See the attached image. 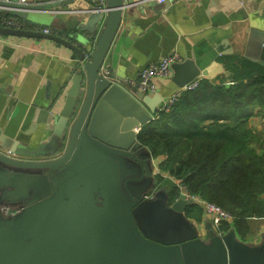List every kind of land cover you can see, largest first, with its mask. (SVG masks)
<instances>
[{
	"label": "water",
	"instance_id": "water-1",
	"mask_svg": "<svg viewBox=\"0 0 264 264\" xmlns=\"http://www.w3.org/2000/svg\"><path fill=\"white\" fill-rule=\"evenodd\" d=\"M68 1L74 0L50 10L61 32L0 25L2 36L59 43L70 51L74 72L62 107L53 112L58 96L32 124H45L46 140L20 147L0 127V264H264V228L258 240L245 241L234 227L220 234L211 222L189 218L186 208L195 200L182 191L173 200L162 188L146 195L157 181L150 168L159 163L138 133L162 98L129 90L102 70L130 2L62 7ZM0 7L27 21L46 10L6 0ZM249 48L245 56L264 66V29ZM172 69L180 87L201 74L192 58ZM211 69L202 73L224 72L231 84L233 72Z\"/></svg>",
	"mask_w": 264,
	"mask_h": 264
},
{
	"label": "crops",
	"instance_id": "crops-1",
	"mask_svg": "<svg viewBox=\"0 0 264 264\" xmlns=\"http://www.w3.org/2000/svg\"><path fill=\"white\" fill-rule=\"evenodd\" d=\"M27 1L30 4H44L46 10L38 13L48 14L52 19L50 23L46 18L37 21L31 20L32 16H29L28 22L34 24V28L48 27L53 31H62L61 21L51 11L57 8L59 2L67 0ZM16 2L19 3V0ZM89 2L68 1L62 7L72 8ZM126 2L130 4L125 9L103 64L122 80L136 77L141 69L169 53L178 56L175 62L192 58L201 69V74L196 78L216 80L225 76L228 80L224 72L205 75L202 71L210 67L218 69L221 65L226 69L222 58L247 54L251 49L249 41L253 34L264 29V0ZM0 13H11L24 19L16 16L13 9L4 8ZM252 53L254 55L253 49ZM70 54L69 50L52 40L0 35V127L7 136L19 140L20 147L24 143L35 147L48 138L50 132L44 129L43 122H39L35 129L32 124L58 96L53 112L64 104L74 73ZM173 74L172 69L170 78L159 77L154 80L156 93L162 100L182 88L172 80ZM123 85L133 88L124 82ZM49 112L51 114V110ZM255 112H258V108ZM252 118L259 119L258 116ZM256 126L261 128L263 124L260 122ZM159 164L158 169L150 168L154 176L162 172ZM257 222L262 230L264 220ZM257 234L256 231L254 235Z\"/></svg>",
	"mask_w": 264,
	"mask_h": 264
},
{
	"label": "trees",
	"instance_id": "trees-1",
	"mask_svg": "<svg viewBox=\"0 0 264 264\" xmlns=\"http://www.w3.org/2000/svg\"><path fill=\"white\" fill-rule=\"evenodd\" d=\"M222 62L233 72L230 85L225 76L204 77L197 87L181 91L169 110L158 108L138 139L160 159L157 179L169 184L170 199L183 186L216 203L232 215L217 231L234 227L248 240L257 231L254 222L264 220V130L249 125L254 114L264 118V66L245 55L227 56ZM186 214L201 222L204 211L194 203Z\"/></svg>",
	"mask_w": 264,
	"mask_h": 264
},
{
	"label": "built area",
	"instance_id": "built-area-1",
	"mask_svg": "<svg viewBox=\"0 0 264 264\" xmlns=\"http://www.w3.org/2000/svg\"><path fill=\"white\" fill-rule=\"evenodd\" d=\"M9 1V0H6ZM99 3L103 2L104 0H97ZM145 1V0H144ZM157 1H164V0H157ZM21 3H29L27 0H20ZM17 20L10 17H5L0 15V25L4 26H11V27H22L19 25ZM43 32H51L52 30L48 27L43 28ZM174 59V55L166 56L162 59H158L157 61L151 62L146 67H144L139 75V82H138V88L140 90H154L155 83L153 81V76L160 75L163 78H168L171 71V62ZM132 83H136L135 81H132ZM193 85V84H191ZM177 98L175 96H168L165 109H170L171 106L175 103ZM2 150V149H1ZM4 150V151H3ZM3 152L8 155H14L9 149H4ZM188 197H191L196 202L199 200L203 202L204 205V214H203V220L200 223V225H204L207 221L211 222L213 224V227L217 230L219 224L223 220L230 221L232 219V215L224 210L221 206L217 205L214 202L208 201L206 199H203L196 195H191L188 193ZM222 234L223 232H219ZM203 234V233H202Z\"/></svg>",
	"mask_w": 264,
	"mask_h": 264
},
{
	"label": "bare ground",
	"instance_id": "bare-ground-1",
	"mask_svg": "<svg viewBox=\"0 0 264 264\" xmlns=\"http://www.w3.org/2000/svg\"><path fill=\"white\" fill-rule=\"evenodd\" d=\"M9 1H13V2H16V0H9ZM141 1H144V0H141ZM145 1H147V0H145ZM152 1H156V2H158V3H163V2H166V1H168V0H164V1H157V0H152ZM18 2V1H17ZM19 3H21L20 2V0H19ZM105 3H106V1L104 0L103 2H101L100 3V8L102 9V7H104L105 6ZM0 10H1V7H0ZM0 15L1 16H5V15H3V14H1L0 13ZM5 17H8V16H5ZM10 18H14V19H16L17 21V23L19 24V25H21L22 27H14V28H29V27H27V25L24 23V22H22V21H20V20H18L17 19V17H11V16H9ZM20 19V18H19ZM25 20V19H24ZM9 27H11V26H9ZM32 29H36V28H32ZM40 30H43V29H40ZM52 32V31H51ZM47 33H49V32H47ZM170 55H174V59H173V61L171 62V65L178 59V56L175 54V53H169V54H165V55H163L162 57H160L159 59H162V58H164V57H166V56H170ZM157 61V60H156ZM152 62H154V61H152ZM104 64V63H103ZM171 68H172V66H171ZM102 70L104 71V73H106L108 76H111L112 77V74H115V73H113L112 71H111V69L110 68H107V67H104V66H102ZM142 70V69H141ZM141 70L139 71V73L137 74V76L136 77H134V78H125L124 80H121V83H122V85H123V82L124 83H126V84H128L129 86H131V87H133V88H128L129 90H132V89H134V88H138L139 86H138V82H139V75H140V72H141ZM171 73H172V69H171V71H170V75L168 76V78H170V76H171ZM159 77H162V76H160V75H155V76H153V81L155 80V78H159ZM122 79V78H121ZM132 81H135L136 83H132ZM200 81H201V79L200 78H195L193 81H191V82H188L187 84H185L184 86H182V88H181V90L180 91H177V92H175V93H173L172 95H170V96H175L176 98H178V96L180 95V93H181V91H183V90H187V89H193V88H195V87H197L198 85H199V83H200ZM154 83H155V81H154ZM191 84H193V85H191ZM124 86V85H123ZM125 87V86H124ZM127 88V87H126ZM139 89V88H138ZM140 90V89H139ZM140 91H142V92H144V93H146V94H149V95H155V94H157L156 92H157V85H156V83H155V88H154V90H140ZM159 95V94H158ZM160 96V95H159ZM161 97V96H160ZM168 98V97H167ZM167 98H166V100H162L161 99V101H160V103L162 104V106L160 105V106H158V108H161V109H165L164 107H165V104H166V101H167ZM167 110V109H166ZM169 110V109H168ZM141 129V128H140ZM181 188V191L182 192H184V193H186L187 194V197H188V191L183 187V186H181L180 187ZM180 191V192H181ZM190 194V193H189ZM192 195V194H191ZM188 198H190V199H192L191 197H188ZM194 200V199H193ZM195 204H197L199 207H201L202 209H203V211H205V209H204V205H203V202L202 201H198V202H196L195 201Z\"/></svg>",
	"mask_w": 264,
	"mask_h": 264
},
{
	"label": "rangeland",
	"instance_id": "rangeland-1",
	"mask_svg": "<svg viewBox=\"0 0 264 264\" xmlns=\"http://www.w3.org/2000/svg\"><path fill=\"white\" fill-rule=\"evenodd\" d=\"M49 15L48 14H45V13H35L34 15H32V18H34V20H37V21H42V20H44L45 18L47 19V20H49L50 21V23L52 22V19L50 18V17H48ZM253 116H258L257 114H254ZM253 116H251L250 117V123H249V125L251 126V127H253V128H255V130L258 132V131H263L264 130V118L263 117H260V116H258V118L259 119H253L252 117ZM262 123L263 124V126L261 127V128H257V124H259V123ZM22 157H24V156H26V155H23V154H20ZM29 157H32V156H29ZM159 161V158H157V160H154V162H156V164H157V162ZM140 173V171L138 170V174ZM141 175H144L143 176V179H144V177H145V180L144 181H148V174L147 173H145V174H143V173H140V175L139 176H141ZM164 175H167V174H164ZM155 179H157V177H155ZM156 185H157V183H156ZM153 186V185H152ZM152 186L150 187V191L152 190ZM168 186H169V184H168ZM254 224H255V226H256V229H257V233H260V231H261V228H260V223H258V222H254ZM258 225V226H257ZM256 234V233H255ZM258 234L257 235H252L251 236V238H253V240H255V239H257L258 240ZM255 238V239H254Z\"/></svg>",
	"mask_w": 264,
	"mask_h": 264
},
{
	"label": "flooded vegetation",
	"instance_id": "flooded-vegetation-1",
	"mask_svg": "<svg viewBox=\"0 0 264 264\" xmlns=\"http://www.w3.org/2000/svg\"><path fill=\"white\" fill-rule=\"evenodd\" d=\"M155 177H157V175H155ZM157 181H156V183H158L157 185H156V183H154L153 184V186H152V190H151V192L147 195L148 197L149 196H151V195H153L154 193H156L157 192V190L159 189V188H162V189H166L168 192H169V199H170V196H171V192H172V189L168 186V184H165V183H161V184H159V182H158V179H156ZM171 191V192H170ZM146 196V197H147ZM9 211V210H8ZM187 215V214H186ZM190 218V217H189ZM192 219V218H191ZM202 236H203V234H202Z\"/></svg>",
	"mask_w": 264,
	"mask_h": 264
}]
</instances>
